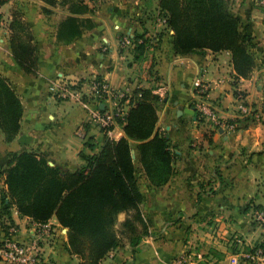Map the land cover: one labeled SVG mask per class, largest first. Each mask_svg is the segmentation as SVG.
<instances>
[{"label":"crops","instance_id":"0c3cea01","mask_svg":"<svg viewBox=\"0 0 264 264\" xmlns=\"http://www.w3.org/2000/svg\"><path fill=\"white\" fill-rule=\"evenodd\" d=\"M65 1L54 5L42 0L8 2L31 25L38 58L36 76L16 63L8 34L0 28V73L8 78L22 105L14 138L1 141L0 137V222L12 219L22 234L27 226V216L13 205L5 208L2 202L7 199L4 170L13 164L15 154L43 156L66 173L84 164L80 154L97 153L106 137H126L120 122L106 133L93 113L92 82L97 78L130 96L138 87L158 95L155 129L168 139L172 154L171 172L162 182L151 181L143 173L136 154L142 173L137 181L141 209L151 233L134 248L124 243L111 250L100 264H167L180 255L187 264H234L237 251L259 244L262 238L253 215L264 209V4L230 0L229 11L239 19L254 59L250 76L238 78L229 51L176 54L159 0H82L89 10L75 15L90 18L93 26L68 43L58 42L57 24L70 13L61 16L51 9L60 10ZM8 3L2 4L0 12ZM40 7L46 13L35 11ZM10 18L9 13L3 17L6 22ZM129 33L143 38L139 49L120 43ZM53 81L76 83L69 90L79 96L66 100L52 96L48 89ZM198 81L209 84L207 98L226 119L237 115L236 89H246L257 110L249 112L238 128L202 127L195 112L186 111L193 110L189 104L197 99ZM255 81L253 92L250 86ZM123 218L119 216L120 221ZM50 220L58 223L55 216ZM67 248L65 233L48 251L50 264H82Z\"/></svg>","mask_w":264,"mask_h":264},{"label":"trees","instance_id":"16d2710c","mask_svg":"<svg viewBox=\"0 0 264 264\" xmlns=\"http://www.w3.org/2000/svg\"><path fill=\"white\" fill-rule=\"evenodd\" d=\"M7 0H0V5ZM48 5L57 0H42ZM230 0H159L167 26L172 30L173 50L186 54L204 50L229 51L233 71L238 78H248L254 68L247 36L230 11ZM88 7L81 1L70 2V14L57 24L56 40L68 43L93 22L83 14ZM21 26L14 18L10 26ZM144 43L134 35L133 48ZM11 55L27 74H38V58L32 38L23 39L12 30L9 37ZM158 95L151 89L138 87L130 96L129 107L122 120L126 137H106L99 151L80 154L84 164L72 172H61L46 158L31 152L13 156V164L5 172L7 199L4 207L15 206L20 215L38 221L55 216L67 228L70 253L82 264H100L116 247L128 243L136 247L143 236L150 235V223L142 209V194L135 174L131 150L135 143L139 162L151 181L162 182L171 172L172 154L168 139L156 131L155 103ZM22 105L9 85L0 77V129L4 141L17 133ZM124 218L119 221V215Z\"/></svg>","mask_w":264,"mask_h":264},{"label":"built area","instance_id":"2783aa9c","mask_svg":"<svg viewBox=\"0 0 264 264\" xmlns=\"http://www.w3.org/2000/svg\"><path fill=\"white\" fill-rule=\"evenodd\" d=\"M264 4V0H259ZM135 34H125L120 43L125 46H133ZM210 86L204 81L196 83L197 102L196 107L201 117H208L219 128H234L232 122H228L216 111L217 108L210 101H207V92ZM49 93L57 98L66 100L78 97V93L68 91L64 81L52 82L49 86ZM92 93L96 97L94 103V114L98 117L99 124L106 133L109 127L122 120L127 109L125 106L130 104V95L122 93L111 87L104 80L95 78L92 82ZM110 103L105 107L104 102ZM236 108L241 112H247L246 101L240 90L235 94ZM254 221L258 223L262 230V238L259 244L243 249L234 264H262L264 263V209H257L254 212ZM25 231L21 233V227L12 219L7 218L0 224V264H50L47 249H50L54 241L60 235L67 233V228L59 223H54L50 219L38 221L27 216ZM167 264H187L184 255L177 256L167 262Z\"/></svg>","mask_w":264,"mask_h":264},{"label":"rangeland","instance_id":"374dc122","mask_svg":"<svg viewBox=\"0 0 264 264\" xmlns=\"http://www.w3.org/2000/svg\"><path fill=\"white\" fill-rule=\"evenodd\" d=\"M10 0H7L6 1V3H8ZM78 1V0H77ZM79 1H82V0H79ZM58 2H60V4L62 3L61 2V0H58ZM69 2H74V0H69ZM2 6V4L0 5V7ZM60 6H62V8L59 10H57V6L55 7V8H53V9H51L52 11H54L55 13H61V16H64V15H66V14H68V6H69V3H68V0L67 1H65V3H63L62 5H60ZM34 10V9H33ZM46 10L47 9H43V8H35V11H37V12H43V13H46ZM13 11H14V13H13ZM9 13V15H11V17H12V19H14V18H16V20H19L20 22H21V26H14V28L12 29V27L10 26V24L12 23V20H11V18L10 19H8L7 20V22H6V19H3V17L6 15V14H8ZM17 13H18V15H17ZM160 14L162 15V16H164L163 15V13L160 11ZM23 16H24V14H23V12H18L17 10H15V9H12L11 7H10V3H8V7H7V9L6 10H4L3 12H0V28L2 29V30H5L6 32H7V37H8V40H9V37L11 36V34H12V30L13 31H17V32H19L20 34H21V37L24 39H27L28 37H31L32 38V29H31V25L28 23V22H26L25 21V19H23ZM1 31V30H0ZM1 35H3L2 33H1ZM0 35V36H1ZM1 42H3L2 40H0V47L2 48V43ZM36 51V50H35ZM198 52H200V51H198ZM37 53V52H36ZM0 77H2V78H4L6 81H8V83H9V85L12 87V85L10 84V82H9V80H8V78L7 77H5V76H3L1 73H0ZM53 82H55V81H53ZM256 83H257V81H255L254 83H253V86H250V88H251V90L253 91V92H256ZM76 83H69V82H67V84H66V88H67V90L68 91H70L69 90V88H72L74 85H75ZM240 88V87H239ZM116 89V88H115ZM116 90H118V89H116ZM237 90H240L241 92H242V94L244 95V98H245V101H246V107H247V112H241L240 110H238L237 108H236V117H235V119H226L228 122H232V124H233V126H234V128H238L240 125H243L244 123H242L243 122V120L244 119H246L247 117V115H248V113L249 112H253V111H256L254 108V106H256V104L255 103H252V102H250L249 101V99H248V92L246 91V89H243V88H240V89H236L235 91H234V93L236 94L237 93ZM118 91H120V90H118ZM120 92H122L123 93V91H120ZM235 94H234V100H233V103L235 104V107H236V101H235ZM85 96H87V95H85ZM207 101L209 102L210 101V103L211 104H213L214 106H216V108H217V112H218V114L220 115V116H222L221 115V112H220V110H219V107H218V105H216L215 103H213L212 102V99H210V98H207L206 97V104H207ZM196 102H197V100L195 99V100H192L191 102H190V104H189V106H190V108H192L193 110H194V116H196V119H197V121L199 122V124L202 126V127H212V128H214L215 130H217V129H219V126L217 125V124H215V123H213L208 117H206V118H203V117H201V115H200V112L198 111V109H197V107H196ZM161 103L160 101H158L157 103H155V106L156 107H158L159 106V104ZM129 107V106H128ZM128 107L126 108V109H128ZM172 112V111H171ZM223 117V116H222ZM204 133V136L206 137V131H204L203 132ZM0 137H1V141H4V134H3V132H2V130L0 129ZM195 140H198V139H194V141ZM191 142H192V140L190 141V144H191ZM198 144H196V146H197ZM132 148H133V150H134V154H135V157H134V166H135V174H136V178H137V181H138V178L139 177H142V173H141V175H139V170H138V161H137V158H136V154H137V150H136V148H135V144L132 142ZM201 147V146H200ZM203 147V146H202ZM171 151V150H170ZM203 155H206V148L205 149H203ZM173 152V151H172ZM140 172H141V170H140ZM143 173L145 174V171H143ZM139 183L141 184V181H139ZM120 215H122V214H120ZM119 215V216H120ZM119 218V217H118ZM119 221H120V219H119ZM4 221H2V222H0V224H2ZM48 251H49V249H47V254H48ZM67 251L68 252H70L69 251V249L67 248ZM236 254H240V251H237L236 252ZM236 258H237V256H236ZM206 262V261H205ZM237 264H243L242 262H239V263H237Z\"/></svg>","mask_w":264,"mask_h":264},{"label":"water","instance_id":"95a60500","mask_svg":"<svg viewBox=\"0 0 264 264\" xmlns=\"http://www.w3.org/2000/svg\"><path fill=\"white\" fill-rule=\"evenodd\" d=\"M186 111H189L190 113H194V110H186ZM181 113V111H179V114ZM131 153H132V157H135V154H134V150L132 149L131 150Z\"/></svg>","mask_w":264,"mask_h":264}]
</instances>
